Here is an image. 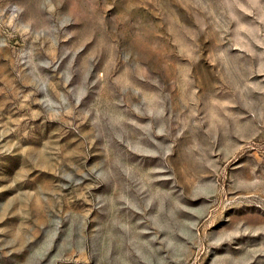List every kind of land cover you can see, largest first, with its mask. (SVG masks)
I'll return each instance as SVG.
<instances>
[{"label": "rangeland", "instance_id": "374dc122", "mask_svg": "<svg viewBox=\"0 0 264 264\" xmlns=\"http://www.w3.org/2000/svg\"><path fill=\"white\" fill-rule=\"evenodd\" d=\"M0 264H264V0H0Z\"/></svg>", "mask_w": 264, "mask_h": 264}]
</instances>
